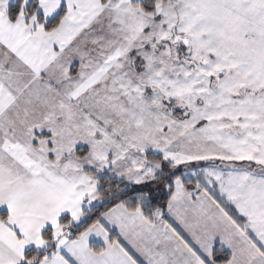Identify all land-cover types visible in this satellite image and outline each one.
<instances>
[{
  "label": "snow or ice",
  "instance_id": "snow-or-ice-1",
  "mask_svg": "<svg viewBox=\"0 0 264 264\" xmlns=\"http://www.w3.org/2000/svg\"><path fill=\"white\" fill-rule=\"evenodd\" d=\"M0 264H264V0H0Z\"/></svg>",
  "mask_w": 264,
  "mask_h": 264
}]
</instances>
